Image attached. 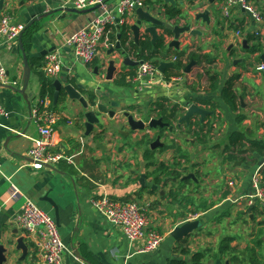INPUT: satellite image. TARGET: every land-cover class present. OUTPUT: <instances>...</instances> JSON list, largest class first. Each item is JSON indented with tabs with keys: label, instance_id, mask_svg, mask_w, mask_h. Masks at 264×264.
I'll list each match as a JSON object with an SVG mask.
<instances>
[{
	"label": "crops",
	"instance_id": "obj_1",
	"mask_svg": "<svg viewBox=\"0 0 264 264\" xmlns=\"http://www.w3.org/2000/svg\"><path fill=\"white\" fill-rule=\"evenodd\" d=\"M21 1L24 2L22 5ZM117 1L107 0L109 4ZM172 1L173 3L170 0H146L143 9L154 17L173 24L183 25L188 18L192 24L191 29L201 31L202 35L183 33L178 39V47H175L171 45L172 32L166 35L164 28L157 27L158 40L164 36L165 44L158 58L163 62H173L174 65L166 67L163 73L158 71L151 85H142L128 77L131 72L136 71L139 64L122 66L118 51L108 53L120 42L117 36L122 25L115 26L113 47L107 48L101 44L98 55L88 65L76 61L69 48L62 49L69 36L96 16L97 9L86 13L64 12V9H72L64 0L3 1L0 15L10 14L23 24L24 29L32 12L38 14L43 11H56L52 19H44L28 27L31 31V47L27 54L31 67L28 92L37 84L38 101L44 99L41 96V81L45 75L41 66L49 52L45 55L41 53L50 49L58 50L61 59L59 73L49 78L53 82L59 80L63 85L68 81L74 86L82 85L84 88L78 90L87 102L95 99V102H103L108 110L115 112L110 117L96 112L94 108L99 122L87 134L84 116L86 110L78 101L70 100L64 94H60L56 104H53V86V93L45 97L48 99V107L61 116L53 125L54 150H62L73 163L60 161L52 167L33 170L26 154L32 146V140L39 135L37 127L22 96L10 86L0 84V105L10 112V116L2 118L0 122V244H4L6 248L10 246L4 264H36V257L25 241L28 246L25 258L21 257V250L16 249L15 241L20 235L13 217L21 210L24 197L30 198L52 218L54 209L47 199L58 207V232L69 250L64 253L62 264H168L171 260H184L191 264L190 258L197 252L204 253L202 264H231L230 256L246 258L249 255L247 250L254 246L253 241L257 238L264 239V236L258 235L259 229H264V209L260 205L247 207L244 203L236 204L228 200L251 192V175L264 161V156L247 142L245 144L249 151L243 156L247 161L254 160L253 164L248 165L241 160L229 164L224 160L223 154L229 135L236 130L242 131L248 139L264 142V130L251 124L246 113L250 107L245 86L249 85L244 80L245 75L250 74H245L239 68H244L241 59L231 63L225 61L221 48L223 43L229 41L230 45L225 49L232 53V48L240 40L247 41L253 27L251 17L244 11H234L229 19L224 18L221 8L223 0ZM43 2L45 6L40 5ZM197 4L198 9L195 7ZM258 6L264 15V0H259ZM169 7L176 8L178 15L168 18L164 12ZM91 8L93 7L87 10ZM24 9L29 12L22 14ZM205 9L210 10L209 25L201 20H194V16ZM136 20L134 13L126 24V42H129L130 48L128 55L132 61L148 62L138 59L136 49L144 37L152 45L157 40L152 43L151 37L143 34L141 29L136 41L129 29ZM237 32L238 36L235 34ZM25 34L24 31L22 39ZM22 46L24 48L23 42ZM191 53L197 58H190ZM0 55L8 78L17 80L20 85L23 58L19 40L0 47ZM33 59L41 66L31 63ZM110 61H114L115 71L112 78L107 80ZM192 61L194 64L185 73V68ZM237 68L240 70L234 71ZM121 75L127 76L123 82L120 81ZM233 75H238L233 83L239 102L237 112H233L224 102L220 90ZM212 78L218 81L216 90L210 89ZM238 84H242L241 90L238 89ZM91 95L93 99L90 98ZM113 102H118V107L111 108L110 104ZM191 104L207 111L211 105L217 106L215 118H209L212 115L209 114L203 120L206 127L210 122L213 126L205 140L198 139L192 131H188L184 122L180 126L173 122L170 125L171 131L167 127H146L143 131H132L127 118L123 116L124 112H128L135 119H143L146 123L152 117L159 118L158 113L162 108L170 112L172 106H177L184 112ZM259 112H263V109ZM238 114L245 116L241 124L236 122ZM206 127L204 126V133ZM157 138L159 144L151 150L150 145ZM148 151L152 152L151 159L146 157ZM255 161L258 163L256 166ZM240 163L246 171L236 167L232 177L224 174L229 165L236 166ZM161 164L167 169L161 171ZM176 173L180 175L178 178L175 177ZM190 173L196 180L183 179ZM5 177H12L14 182L9 184ZM222 178L226 181L224 185L228 186V191L219 187V183H223ZM230 178L232 186L228 183ZM204 179L211 186L201 195L203 193L197 190ZM11 184L20 191V197L9 199ZM191 185L193 187L190 189ZM225 193L227 194L223 196ZM104 194L114 201L136 202L146 209L150 219L149 227L162 236L156 250L138 252L143 240L129 241L120 228L112 226L94 209L91 200ZM204 206L209 208L205 209ZM196 214L199 216L197 219L201 222L200 226L181 239L183 242L174 240L170 236L171 231L183 223L193 221L190 216ZM253 223L259 226L254 229ZM244 224H247V233L243 232ZM238 233L243 235L244 243L240 244L242 235ZM224 237L233 238V250L220 255L218 245ZM75 249H78V254L83 259L78 257ZM182 249L186 252L182 253ZM256 251L264 256L263 249Z\"/></svg>",
	"mask_w": 264,
	"mask_h": 264
},
{
	"label": "built area",
	"instance_id": "obj_2",
	"mask_svg": "<svg viewBox=\"0 0 264 264\" xmlns=\"http://www.w3.org/2000/svg\"><path fill=\"white\" fill-rule=\"evenodd\" d=\"M146 0H118L109 4L107 0H64L66 5L76 10H84L89 7H97L96 16L82 28L69 36L62 45V49L69 48L73 58L88 65L98 55L101 44L105 47H113L109 35L111 27L125 25L128 18L135 13L137 8H143ZM259 0H223L222 15L229 19L235 11H244L252 20L251 34L262 36L264 32V15L258 6ZM24 30L22 23L17 22L10 14L0 15V47L15 42ZM238 36V32L235 33ZM61 64L58 50L49 52L44 57L42 71L46 77H55L59 73ZM259 71H264V62ZM158 74L157 68L150 62H140L131 81L140 84L151 85ZM0 84L19 88L17 80H10L5 64L0 55ZM48 99L38 101L29 109L30 117L38 130V137L32 140V146L27 151L29 166L33 170L44 167H52L60 161L72 164L73 161L62 150H54L53 125L61 116L48 107ZM10 112L0 105V122L2 118H8ZM264 161L258 165L251 175V192L229 198L231 203L245 204L247 207L260 205L264 209V183L262 169ZM1 163H0V175ZM3 176V175H2ZM6 180L9 178L5 177ZM229 186L233 182L229 181ZM21 196L20 191L11 184L9 199ZM91 204L94 209L103 216L112 226L122 230L129 241L143 240L139 249L140 253L152 252L158 248L162 236L150 228V219L146 209L136 202H118L108 195L93 198ZM199 216H190L191 220ZM14 225L23 240L31 247L36 264H62L64 253L69 251L62 242L58 227L54 218L37 206L34 201L24 197V202L19 213L13 217Z\"/></svg>",
	"mask_w": 264,
	"mask_h": 264
},
{
	"label": "water",
	"instance_id": "obj_3",
	"mask_svg": "<svg viewBox=\"0 0 264 264\" xmlns=\"http://www.w3.org/2000/svg\"><path fill=\"white\" fill-rule=\"evenodd\" d=\"M3 1L4 0H0V9L2 8ZM165 1H168V0H165ZM170 1L173 3L172 0H170ZM23 3L24 2L21 1L20 4L22 5ZM40 5L45 6V2L40 3ZM195 7L198 9L199 4H197ZM96 9H97V7H93V8L88 9V10L87 9L76 10V9L72 8V9H64V12L73 11V12H77V13H86L89 10L94 11ZM28 12H29L28 9H24L22 11V14H25ZM55 13H56L55 10L43 11L42 13H38V14L35 12H32L30 20L27 23V25L25 26V29L30 27L33 23L40 22L44 19H52L54 17ZM135 15L137 16L136 23L134 25H131L129 29H130V31L133 32V36H134L136 41L138 40V38L140 36V30L142 29L143 34L150 36L152 43L155 42L159 38V35L157 34V27H162V28L172 32L173 41H172L171 45H173L175 47H178V39H179L180 35H182L183 33H189L192 36L202 35L201 31H198L196 29H191L192 24H191L190 19H188V18L185 19V23L183 25H179V24H173L170 22L162 21L161 19L154 17L149 11H146L143 8H137L135 10ZM194 20H196V21L201 20L206 25H209L211 22L210 10L205 9L203 11H199L194 16ZM25 29L21 32V34L18 38L20 50H21V54H22V58H23V70H22L20 87L19 88L10 87V88L14 92H16L17 94L22 96L23 100L25 101V103L28 106V109H30L31 102H30L29 98L31 97V93H29L27 91V88H28L29 78L31 75V67H30V64L28 63L27 54H26V52L22 46V35H23V32L25 31ZM117 38L118 39L121 38L120 33H118ZM128 45H129V42H126L125 44L122 45L118 41L115 48H111L108 51V53L110 54L114 51H118L119 57L121 58L122 66H137L139 64V62H141V61H132L130 59V57L128 55L130 48ZM243 45L245 48H247L245 40L243 41ZM52 50L53 49H50V51H52ZM50 51H43L41 53V55H45L47 52H50ZM261 60H262V62H264V56L263 55H261ZM193 64H194V61H192L191 63H189L187 65V67L185 68V73L189 72V70ZM173 65H174L173 62L160 61L158 63L157 68H158V71L163 73V71L166 67L173 66ZM114 71H115L114 61H110L109 67H108L107 73H106V79L107 80H110L112 78V74ZM53 86L55 89L54 93H53V104H56L57 99L60 96V94H64L68 99L78 101L82 105V107L86 110V112L84 113V116L86 119L85 127H86L87 134H89V132L92 130L93 125L95 123L99 122V119L97 117L96 112L102 113V114H107L110 117H113L115 115V112L112 109L108 110V107L103 102H95V99L91 100L90 102H87L86 99L84 98V96L78 90V89L82 90L84 88L82 85L74 86L69 81L65 85H63L61 81L55 80L53 82ZM110 105H111V108H115V107H118L119 104H118V102H113ZM94 108H96V112H95ZM209 114H212V113L207 111L206 109H204L202 107H199L195 104H191L184 111L183 115L178 119L177 125L180 126V124L183 122L188 125L189 120L194 116H199L200 121L203 122L204 118ZM123 116L127 118V123L129 124L130 129L132 131H143L146 129V127H149L150 129H154L156 127H160V128L168 127L167 124L164 123L161 118H153L152 117L145 123V121L143 119H135L134 116L128 112H124ZM168 129H169V131H171L172 127L169 126ZM126 134H128V133H126ZM158 142H159V139L157 138L153 143H151L150 149L154 150L156 148V146L159 144ZM189 178L195 179V177L192 173L183 177V179H189ZM47 200L53 206L54 220L56 222V225L58 226V224H59L58 223V207L56 205H54L50 199H47ZM200 224H201V222L198 219L183 223V224L175 227L171 231L170 236L174 240H181V239L185 238L187 235H189L190 233H192V231L197 229L200 226ZM15 242H16V249L21 250V252H22L21 257L25 258L27 255L28 246L26 245V243L24 242L22 237H19ZM9 247L6 248L4 246V244H0V264L6 263L7 255L10 252ZM75 253L78 255L79 258L83 259L78 254V249H75Z\"/></svg>",
	"mask_w": 264,
	"mask_h": 264
},
{
	"label": "trees",
	"instance_id": "obj_4",
	"mask_svg": "<svg viewBox=\"0 0 264 264\" xmlns=\"http://www.w3.org/2000/svg\"><path fill=\"white\" fill-rule=\"evenodd\" d=\"M168 18H173L176 15H178L179 11L176 8L169 7L165 10L164 12ZM114 30L115 27H111V34L109 35V38L111 41L114 40L115 35H114ZM25 36L22 39L23 45H24V50L26 54H28L30 47H31V38H30V28L25 29ZM164 34H170V31L164 29ZM119 33L121 34L120 42L123 44L126 43L128 39V28L127 25H122L120 27ZM247 41L251 42L253 40L257 41L258 43L253 44V46L249 49L250 54L254 53H262L264 45H262L259 41V37L253 36V34L249 35L247 37ZM165 47L164 44V36H162L159 40H157L153 45L151 44V41H149L146 37H144L143 40L140 41V46L136 49L137 57L139 60L142 61H148L151 64H153L155 67L158 65L160 62L159 60V55L161 54L162 49ZM28 56V55H27ZM175 56V55H174ZM176 57H174L175 59ZM190 58L196 59L197 56L194 53L190 54ZM259 62L261 60V57L258 58ZM37 64L39 67L41 64L35 60H31ZM260 62V63H261ZM40 64V65H39ZM179 66V65H178ZM42 68V66H41ZM134 72H131L128 77H132L134 75ZM125 75L120 76V81L123 82L126 80ZM238 78V75H233L229 80H227L223 86L220 87L221 90V97L224 100V102L229 106V108L233 112H237L239 110V102H238V96L236 94V91L234 90V81ZM41 96L44 98L47 94H52L53 93V80L50 79L49 77L42 76V81H41ZM218 88V81L216 78H212V83L210 85L211 90H216ZM48 96V95H47ZM91 99H93V96H90ZM216 105H211L210 109L208 111L212 112V115L209 116V118L214 117L215 118V110H216ZM168 112L167 109H160L158 113V117L162 119L164 123L167 124V126L172 125L173 122H178V119L183 115V110L180 111L177 106H172L171 109ZM195 118V120H194ZM245 116L242 114H238L236 116V122L237 124H241V122L244 120ZM188 131H192L194 135L200 139V140H205V138L208 136V134L212 131L213 126L212 123H208L207 127L206 124L200 121L199 116H194L189 120L188 125L185 124ZM204 126L206 127V133H204ZM165 128V127H164ZM245 142L249 144L251 148H256L258 152L262 156H264V142L260 140H253V139H248L245 134L242 131L236 130L231 135H229L228 140L223 147V154H224V160L228 162L229 164H233L237 160L243 161L245 164L251 165L253 164L254 160L247 161L245 157L243 156L249 151V148L246 147ZM146 157L151 159L152 152H146ZM258 163L255 161L254 165L256 166ZM159 169L161 171L166 170V166L161 164L159 165ZM262 173V179L264 182V168L261 171ZM180 175L176 173L175 177L178 178ZM227 193H225L223 196H225ZM224 198V197H223ZM203 208L208 209L209 207L204 206ZM264 216V213H263ZM259 236L262 237L264 236V229H259ZM264 238V237H263ZM264 239H259L257 238L256 240L253 241L254 246L252 249H248L247 251L249 252V255L246 258H240L237 255L230 256L229 262L231 264H264V256L261 254H258L256 251L257 249L261 250L263 247V241ZM183 242V240H181ZM179 241V242H181ZM233 241L232 237H224L220 240L219 245H218V251L220 255L225 254L227 251L230 250V252L233 250L231 248V243ZM178 242V243H179ZM186 250L182 249V253H185ZM204 258V253L202 252H197L194 255L191 256L190 262L191 264H202V259ZM168 264H187L186 261L184 260H171Z\"/></svg>",
	"mask_w": 264,
	"mask_h": 264
},
{
	"label": "rangeland",
	"instance_id": "obj_5",
	"mask_svg": "<svg viewBox=\"0 0 264 264\" xmlns=\"http://www.w3.org/2000/svg\"><path fill=\"white\" fill-rule=\"evenodd\" d=\"M245 37H246V35H245ZM226 38H227V36L223 37V39H226ZM259 38L264 44V33ZM223 42H224V40H223ZM242 43H243V41L240 40L234 46V48H232V51H231L232 53H228V51H226V49H225L227 47V45H230L229 41H226L225 43H223L221 45V48L223 49V52L225 54L223 58H225V61H227L229 63L241 59L242 63L244 64V68H242V67H239V68L245 74L246 73L250 74L248 76L245 75V80H244L249 85V86H245L246 94L249 96L248 99H247V103H248V105L250 107V109H248V111L246 113H247V116L249 117L248 120L251 122V124L258 125L259 127L262 128V130H264V71L263 70L259 71L257 69L258 67H262L261 63H259V61L257 60L258 59L257 56L256 57L255 56L252 57L249 54H246L245 52H243ZM246 43H247V41H246ZM250 45H252V43H247L246 44L247 47L250 46ZM261 54L264 56V49H263ZM239 68L235 69L234 71L238 72L240 70ZM246 77H248V78H246ZM241 86H242V84H240V85L238 84L237 85L239 90H241ZM29 93H31V97L29 98L31 103H35L36 101L39 100V96H38L39 93H38L37 84L35 85V87L33 89H30ZM260 109H263V112H259ZM218 139H219V137H218ZM168 142H170V140H168ZM236 167H240L241 170L246 171V170H244L245 169L244 166L241 165V163H240L239 165H236V166L229 165L225 169L226 172L224 174L227 173V175H230V177H232V175H234L233 173L236 171L235 170ZM230 180H231V178L229 179V181ZM222 181H223V183H219V187H221V189H226L227 190L228 186L224 185V182L226 183V181L223 180V178H222ZM7 182L10 184V182L13 183L14 180L12 179V177H9ZM200 182H201V180H200ZM209 186H211V184L208 185L207 180L205 181V179H204V182H201V184H200V189L197 190V191L203 193L201 195H204V192L209 190ZM192 187L193 186L191 185L189 188L191 189ZM213 187H215V185ZM243 226H244L243 232L245 231V233H247L246 229H245V227H247V224H244ZM256 226H259V225L254 224V229H255ZM238 234H240V233H238ZM240 235H242V234H240ZM246 238H247V236H246ZM242 240H243V235L241 236L240 244L244 243V241H242ZM245 243H247V241ZM262 249H263L262 252L264 253V246H263Z\"/></svg>",
	"mask_w": 264,
	"mask_h": 264
},
{
	"label": "flooded vegetation",
	"instance_id": "obj_6",
	"mask_svg": "<svg viewBox=\"0 0 264 264\" xmlns=\"http://www.w3.org/2000/svg\"><path fill=\"white\" fill-rule=\"evenodd\" d=\"M253 36H255V35H253ZM255 37H258V36H255ZM259 42L263 45V42H262L261 40H260ZM250 43H252V45L248 46L246 49L244 48L243 51H244L246 54H249V55L252 56V57H253V56H255V57L257 56V58L261 57L262 54L259 53V52L254 53V54H250V53H249V49L253 46V44H256V43H258V42L255 41V40H253V41H251ZM168 127H169V126H168ZM168 127H167V128H168ZM263 246H264V242H263ZM262 248H263V247H262Z\"/></svg>",
	"mask_w": 264,
	"mask_h": 264
}]
</instances>
